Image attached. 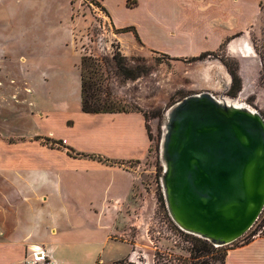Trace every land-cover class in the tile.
Wrapping results in <instances>:
<instances>
[{
	"label": "crops",
	"instance_id": "crops-1",
	"mask_svg": "<svg viewBox=\"0 0 264 264\" xmlns=\"http://www.w3.org/2000/svg\"><path fill=\"white\" fill-rule=\"evenodd\" d=\"M99 1L117 29L139 30L141 40L176 57L216 52L235 37L248 36L264 2L137 0L129 8L128 0ZM231 45L233 53L246 56L243 45ZM64 58L56 60L70 59ZM80 65L81 58L73 57L66 73L74 67L72 78L66 76L75 108L68 85L26 86L22 94L0 86V101L7 103L0 109L21 110L33 126L11 130L7 118L8 130L0 129V264H25L37 248L51 264L115 263L127 252L111 234L134 189L128 164L143 161L150 151L146 118L133 111L83 112ZM54 73V79H63L62 71ZM62 141L61 147L52 145ZM224 264H264V229L229 250Z\"/></svg>",
	"mask_w": 264,
	"mask_h": 264
},
{
	"label": "rangeland",
	"instance_id": "rangeland-1",
	"mask_svg": "<svg viewBox=\"0 0 264 264\" xmlns=\"http://www.w3.org/2000/svg\"><path fill=\"white\" fill-rule=\"evenodd\" d=\"M127 6L135 8L137 0H128ZM262 8L248 36L231 41L234 45L239 41L246 56L233 53L232 43L229 47L226 42L216 52L176 57L141 40L136 34L139 30L122 33L99 0H0V86L21 89L22 94L26 86L58 89L68 85L72 90L68 101L75 108L74 87L66 76L72 78L74 67L68 74L67 69L72 67L73 57H90L91 71L95 68L99 73L96 78L88 73V80L96 84L93 91L100 95L101 103L107 100L146 118L150 151L143 161L128 164L135 176L134 189L129 203L119 210L111 234V241L127 252L119 261L105 264H223L229 250L262 233L264 209L241 239L205 251L199 238L182 232L171 220L160 180L166 114L183 98L209 91L264 115V2ZM67 56V61L56 60ZM120 62L127 69L125 75L118 68ZM56 69L63 73L60 81L54 79ZM232 84L237 92H226L225 87ZM22 114L21 110L0 109V129L8 130L7 118L11 130L32 129Z\"/></svg>",
	"mask_w": 264,
	"mask_h": 264
},
{
	"label": "water",
	"instance_id": "water-1",
	"mask_svg": "<svg viewBox=\"0 0 264 264\" xmlns=\"http://www.w3.org/2000/svg\"><path fill=\"white\" fill-rule=\"evenodd\" d=\"M168 214L184 233L224 248L264 209V117L204 91L166 114L160 144Z\"/></svg>",
	"mask_w": 264,
	"mask_h": 264
},
{
	"label": "trees",
	"instance_id": "trees-1",
	"mask_svg": "<svg viewBox=\"0 0 264 264\" xmlns=\"http://www.w3.org/2000/svg\"><path fill=\"white\" fill-rule=\"evenodd\" d=\"M122 33H127V32H134L136 33L135 29L132 27L125 28L121 30ZM120 72L125 75V72L127 69L123 66V63L120 62L118 66ZM92 69V63L90 57H83L81 60V98H82V111L88 114H99V113H121V112H129V111H124L123 109L119 108L112 102L108 103L107 100H104V104L101 103V98L96 91H93L94 87L96 84L90 83L88 80V73L91 72L93 78H96L98 75V69L94 68V71H91ZM145 74V72H143ZM99 80V79H98ZM236 87V86H235ZM100 91V89H98ZM110 100V97H109ZM93 102V104H92ZM264 117V115H263ZM148 130V128H147ZM151 137V136H150ZM92 159H97L101 162L107 163V164H112L109 160H104L100 157H94V156H89ZM201 242L204 243L205 251H208L207 248H214L210 243L201 240ZM250 241L245 242L243 245L248 244ZM241 245V246H243ZM209 246V247H208ZM226 257V256H225ZM224 264V263H223Z\"/></svg>",
	"mask_w": 264,
	"mask_h": 264
},
{
	"label": "built area",
	"instance_id": "built-area-1",
	"mask_svg": "<svg viewBox=\"0 0 264 264\" xmlns=\"http://www.w3.org/2000/svg\"><path fill=\"white\" fill-rule=\"evenodd\" d=\"M56 145L61 147L62 145H65V141H62V144ZM25 264H51V261L43 252L39 250V248H37V250L26 259Z\"/></svg>",
	"mask_w": 264,
	"mask_h": 264
},
{
	"label": "flooded vegetation",
	"instance_id": "flooded-vegetation-1",
	"mask_svg": "<svg viewBox=\"0 0 264 264\" xmlns=\"http://www.w3.org/2000/svg\"><path fill=\"white\" fill-rule=\"evenodd\" d=\"M225 88H226L225 91L228 92V93H229V92H231V93H234V92L236 93V92H237V88H236L235 85H233V84H232L230 87H228V85H227ZM233 88H234V89H233ZM233 90H234V92H233Z\"/></svg>",
	"mask_w": 264,
	"mask_h": 264
},
{
	"label": "bare ground",
	"instance_id": "bare-ground-1",
	"mask_svg": "<svg viewBox=\"0 0 264 264\" xmlns=\"http://www.w3.org/2000/svg\"><path fill=\"white\" fill-rule=\"evenodd\" d=\"M246 36H247V35H246ZM237 41H238V40H237ZM237 41H236V42H237ZM238 42H239V41H238ZM231 50H232V49H231Z\"/></svg>",
	"mask_w": 264,
	"mask_h": 264
}]
</instances>
